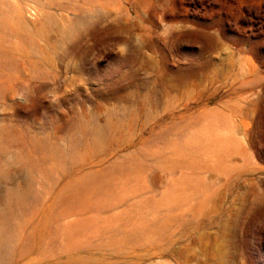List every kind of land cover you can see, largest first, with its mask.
Instances as JSON below:
<instances>
[{
  "label": "rangeland",
  "instance_id": "rangeland-1",
  "mask_svg": "<svg viewBox=\"0 0 264 264\" xmlns=\"http://www.w3.org/2000/svg\"><path fill=\"white\" fill-rule=\"evenodd\" d=\"M0 214V264H264V0H0Z\"/></svg>",
  "mask_w": 264,
  "mask_h": 264
},
{
  "label": "bare ground",
  "instance_id": "bare-ground-1",
  "mask_svg": "<svg viewBox=\"0 0 264 264\" xmlns=\"http://www.w3.org/2000/svg\"><path fill=\"white\" fill-rule=\"evenodd\" d=\"M19 195H20V192L18 190H10L6 192L5 199L7 201L12 202ZM10 244H11V236L8 230L6 229V227L0 221V258L3 257V254L9 248Z\"/></svg>",
  "mask_w": 264,
  "mask_h": 264
}]
</instances>
